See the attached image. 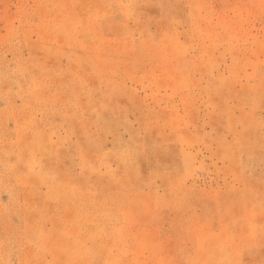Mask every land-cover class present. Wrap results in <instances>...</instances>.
<instances>
[{
    "label": "rangeland",
    "instance_id": "1",
    "mask_svg": "<svg viewBox=\"0 0 264 264\" xmlns=\"http://www.w3.org/2000/svg\"><path fill=\"white\" fill-rule=\"evenodd\" d=\"M0 264H264V0H0Z\"/></svg>",
    "mask_w": 264,
    "mask_h": 264
}]
</instances>
